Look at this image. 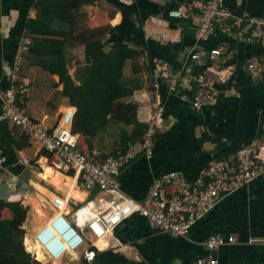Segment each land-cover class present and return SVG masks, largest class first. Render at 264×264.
<instances>
[{"label": "crops", "instance_id": "1", "mask_svg": "<svg viewBox=\"0 0 264 264\" xmlns=\"http://www.w3.org/2000/svg\"><path fill=\"white\" fill-rule=\"evenodd\" d=\"M36 1L0 0V90L11 85L20 42L27 38L25 23L36 17ZM204 1L98 0L93 7V16L106 18L112 27L111 34L106 36L108 43L127 42L144 51L136 61L126 62L122 77V82L134 88L133 94L123 101L136 103L137 121L154 128L156 134L152 157L137 158L118 177L122 191L137 202H141L151 185L164 175L178 173L185 182L193 183L208 164L220 156L219 153H230L227 159L230 160L234 156L232 152L240 147L254 145L258 150H264V47L237 43L218 33L206 41H195L197 17ZM221 1L236 16L264 18V0ZM167 13L183 14L181 20L176 19V29H171L168 21H164ZM163 35H166L165 39H162ZM215 49L221 51V56L204 67L189 61L190 54L195 51ZM64 55L69 74L75 84H79V79L73 76L76 67L71 64L74 57L85 62L84 47L66 48ZM20 59L17 87L18 92L27 97L21 98L24 108L32 118L53 126L60 112L70 106L60 94L62 86L58 84V77L33 66L34 59L26 53ZM253 62L258 65L257 76L247 70L248 64ZM133 65L141 70L133 73ZM167 71L180 73L184 78L201 73L214 81L218 91L214 106L196 112L179 96L169 93L164 79ZM28 83L30 85L25 87ZM134 95L138 96L139 102L135 101ZM121 129L130 130L131 126L109 119L108 125L93 139V156L101 158L115 150ZM204 133L212 140L199 147L196 140ZM29 144L12 159L0 151V199L17 193L8 187L9 176L17 178L28 166L32 178L34 172L28 160L36 156L39 166V160L41 163L46 160L45 152ZM262 158L264 163V155ZM40 173L35 175L38 177ZM65 177L69 178L65 184L75 186L72 174ZM75 191L85 195L74 200L65 194L62 201L66 207L57 208L55 212L63 211L72 220L76 210L87 203L93 206L95 213L107 209L108 195ZM55 212L30 231H36ZM212 235L232 236L235 240L217 251L219 264H264V245L260 243L264 240V177L225 197L190 229L186 238L158 233L143 218L132 216L111 236L102 239L105 247L98 248L101 255L95 261L97 264H197L206 255L204 242ZM85 237L98 246L99 241L88 231ZM88 245L81 248L77 258H82ZM77 258L66 257L70 261L66 260L64 264H79Z\"/></svg>", "mask_w": 264, "mask_h": 264}, {"label": "built area", "instance_id": "2", "mask_svg": "<svg viewBox=\"0 0 264 264\" xmlns=\"http://www.w3.org/2000/svg\"><path fill=\"white\" fill-rule=\"evenodd\" d=\"M169 17L181 19L183 14L170 13ZM216 33L237 43L264 47V18L236 16L221 0H205L197 17L194 39L197 42L206 41ZM165 38L166 35H163L162 39ZM30 44L29 38L21 40L12 68L11 85L0 90V122L11 123L19 134L25 135L32 145L45 152L46 164L53 170L64 176L72 174L77 190L86 193L96 191L110 198L106 210L95 213L93 206L87 203L76 210L72 220L63 211L55 212L32 233L33 251H28L23 243L25 251L32 256L39 254L47 264H61L66 257L77 258L81 248L89 243L82 258L77 260L93 263L99 247L95 241H87L85 232L100 241L111 236L122 222L135 215L143 218L158 233L172 238H186L190 229L225 197L264 177V150L248 145L238 149L230 160L211 161L193 183L185 182L178 173L164 175L151 185L141 202L135 201L122 191L118 177L137 158L152 157L154 128L149 126L141 141L130 144L127 151L117 157L110 156L99 162L82 154L78 148V135L72 130L75 107H66L53 126H46L17 104L20 57L27 52ZM220 56L219 49L199 50L190 54L189 61L197 67H204ZM247 70L252 76H257V63H249ZM164 79L168 92L179 96L196 112L216 103V83L201 73L184 78L180 73L167 71ZM137 97L134 95L135 101L139 102ZM168 185L175 186V192L170 197L166 195ZM234 241L232 236L208 237L204 242L206 255L197 264H219L217 251ZM260 243L264 245V240Z\"/></svg>", "mask_w": 264, "mask_h": 264}, {"label": "trees", "instance_id": "3", "mask_svg": "<svg viewBox=\"0 0 264 264\" xmlns=\"http://www.w3.org/2000/svg\"><path fill=\"white\" fill-rule=\"evenodd\" d=\"M97 2L98 0H38L34 3L36 17L27 20L25 29L26 37L31 42L26 55L34 59L32 65L58 77V84L62 86L61 96L76 109L72 130L78 135L80 152L100 162L110 156L124 154L130 144L141 141L148 126L136 119L138 105L123 101L134 92V88L122 82L123 69L128 60L136 61L144 55V51L137 46H129L127 42L106 41L112 27L107 19L93 16V7ZM163 19L168 21L171 29L177 28V20L170 18L168 13ZM77 47H84L85 57V64L78 68L75 75L79 84H75L69 74L68 60L64 55L66 48ZM140 70L135 65L132 66L133 73ZM29 85L28 83L25 87ZM21 98L27 97L18 92L17 104L24 107ZM109 119L131 126V129H121L117 148L109 155L98 158L93 156V139L108 125ZM210 140L212 138L204 133L196 140V144L200 147ZM29 145L28 138L16 132L11 123L0 122V151L5 156L15 158L17 152ZM240 148L232 153L235 154ZM229 154L219 153L220 156L215 159L227 160ZM44 162L43 159L42 163ZM174 192L175 186L168 185L166 195L170 197ZM21 201L18 192L0 199V264H43L42 256H32L24 249L25 232L22 226L28 209L21 205ZM99 255L101 254L96 252V257ZM79 264L97 263L81 260Z\"/></svg>", "mask_w": 264, "mask_h": 264}, {"label": "rangeland", "instance_id": "4", "mask_svg": "<svg viewBox=\"0 0 264 264\" xmlns=\"http://www.w3.org/2000/svg\"><path fill=\"white\" fill-rule=\"evenodd\" d=\"M73 60H74V62H72V64H71L72 66L71 67H73V65H74L76 67V69H75L74 74L72 73L73 68H71L70 71L73 74V76L75 77L78 68H80L81 66H83L85 62L84 61L80 62V61L76 60V57H74ZM110 132H112V131H110ZM33 160H34V163L32 162ZM28 165L30 166V169L34 172V174H32V178H30L29 183H28L29 186L31 187V190L30 191H26L25 190V191L20 192L22 194L21 195V199H22L21 205H23L24 207H27V209H28V212H27V215H26V220H25V222L23 223V226H22V229L25 232L24 237L26 235L30 234L31 227L37 226L38 221H39V219L41 217V216L39 217V215H43V216H46L47 217L51 213H54L55 211H57V208H58V210H61L62 209V206L61 205L59 206L57 204H61L62 203V199L64 198L63 196L65 195V193H63L62 191L60 192V190H58L56 187H54L53 185H51L50 183H48L47 181L44 180L43 177L46 176L45 179H47L52 184H55L53 178L48 177L46 175V173L44 174L43 164L40 163V166H39L38 160H37V157L36 156H33V158H31L30 160H28ZM38 172H41L40 173L41 175L39 174V176L37 177L35 175V173H38ZM50 193H52L54 195V197H55L54 199H56V201H54L51 198ZM28 200L30 202L29 203H26V201H28ZM34 205H37L38 206V208L40 210V213L39 212H36L33 209ZM33 212L34 213L36 212V216L31 217L30 216V213H33ZM30 220H31V223H30ZM32 233L33 232H31V234ZM35 258H37V257H35ZM66 260L67 259H64L61 262V264H64L66 262ZM67 261H70V259H68ZM43 264H47V263L44 261ZM49 264H51V263H49Z\"/></svg>", "mask_w": 264, "mask_h": 264}, {"label": "bare ground", "instance_id": "5", "mask_svg": "<svg viewBox=\"0 0 264 264\" xmlns=\"http://www.w3.org/2000/svg\"><path fill=\"white\" fill-rule=\"evenodd\" d=\"M45 160V159H44ZM45 166H43V170H44V172L46 173V175L48 176V177H50V178H53V180H54V183L55 184H52L51 182H49L47 179H45V177H43L44 178V180L45 181H47L48 183H50L51 185H53L54 187H56L58 190H60V192L62 191L63 193H65L66 195H67V198H74V200H78L79 198H80V196H84L85 194H81V193H79V192H76L75 190H77L76 188H75V186H74V184L72 185V186H69L68 184H65L66 182L65 181H67V179H69L68 177H65L64 175H61L60 173H58V172H56L55 170H53L49 165H47L46 164V160H45V162L43 163ZM41 175V174H40ZM63 178V179H62ZM61 180L64 182L63 184L61 183ZM53 182V181H52ZM40 189V188H39ZM47 192V191H46ZM48 194V193H47ZM49 195V194H48ZM50 195H51V198L53 199V200H55L56 201V199H54L55 197H54V195L52 194V193H50ZM47 196V195H46ZM27 199V198H26ZM65 199V198H64ZM66 201V200H65ZM83 201V200H82ZM30 201L28 200V201H26V203H29ZM67 202V201H66ZM57 205H61L62 207H66V203H64L63 201H62V203L61 204H57ZM68 208V207H67ZM33 209L36 211V212H39L40 213V210H39V208H38V206L37 205H34V207H33ZM36 212L34 213H30V216L31 217H34V216H36ZM41 216V217H40ZM39 217H40V219H39V221H38V225L37 226H39L40 224H42L43 222H44V219L46 220V216H43V215H39ZM36 221V222H37ZM31 222V221H30ZM35 226V225H34ZM31 238H32V234L30 233V234H28V235H26L25 237H24V239H23V242H24V244H25V246H26V248H27V250L28 251H33V246H32V244H31ZM98 246H99V248H103V247H105V243H104V241L103 240H100L99 242H98ZM54 264H58L57 262H55Z\"/></svg>", "mask_w": 264, "mask_h": 264}, {"label": "water", "instance_id": "6", "mask_svg": "<svg viewBox=\"0 0 264 264\" xmlns=\"http://www.w3.org/2000/svg\"><path fill=\"white\" fill-rule=\"evenodd\" d=\"M2 173V171L0 172ZM31 172L29 170V167H25V169L22 171V174L19 175L17 178L14 176L8 177V187L15 191V192H22V191H30L31 187L29 186V180H30Z\"/></svg>", "mask_w": 264, "mask_h": 264}]
</instances>
